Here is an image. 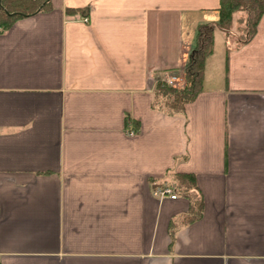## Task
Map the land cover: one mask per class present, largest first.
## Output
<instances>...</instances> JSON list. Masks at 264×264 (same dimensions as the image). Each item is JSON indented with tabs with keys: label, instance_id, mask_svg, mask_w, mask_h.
Listing matches in <instances>:
<instances>
[{
	"label": "crops",
	"instance_id": "0c3cea01",
	"mask_svg": "<svg viewBox=\"0 0 264 264\" xmlns=\"http://www.w3.org/2000/svg\"><path fill=\"white\" fill-rule=\"evenodd\" d=\"M220 3L50 0L0 32V264H264V14L183 114L153 106ZM174 174L198 216L154 194Z\"/></svg>",
	"mask_w": 264,
	"mask_h": 264
},
{
	"label": "trees",
	"instance_id": "16d2710c",
	"mask_svg": "<svg viewBox=\"0 0 264 264\" xmlns=\"http://www.w3.org/2000/svg\"><path fill=\"white\" fill-rule=\"evenodd\" d=\"M49 5L50 0H0V32L9 28L17 19L46 10ZM240 13L245 15L240 17ZM263 14L264 0H221L218 20L201 24L197 29L194 48L184 66L183 87L159 83L155 92L154 108L172 115L183 114L186 104L192 102L202 90L206 59L214 50L215 31L219 29L225 34L228 53L230 44L238 48L250 41ZM167 184L175 187L179 194L190 197L196 216L201 213L200 196L196 192L193 175L174 174Z\"/></svg>",
	"mask_w": 264,
	"mask_h": 264
},
{
	"label": "built area",
	"instance_id": "2783aa9c",
	"mask_svg": "<svg viewBox=\"0 0 264 264\" xmlns=\"http://www.w3.org/2000/svg\"><path fill=\"white\" fill-rule=\"evenodd\" d=\"M85 21H88V18H85ZM167 86L173 87H183L185 80L184 76L180 72H173L168 75V77L163 82ZM130 134H134L135 131H129ZM154 194L158 197L164 198L169 196L172 199L177 197L175 187L169 185H160L154 191Z\"/></svg>",
	"mask_w": 264,
	"mask_h": 264
},
{
	"label": "rangeland",
	"instance_id": "374dc122",
	"mask_svg": "<svg viewBox=\"0 0 264 264\" xmlns=\"http://www.w3.org/2000/svg\"><path fill=\"white\" fill-rule=\"evenodd\" d=\"M245 14L243 13H240L239 16H243ZM214 50H213V54L215 55V58L216 59V64H217V61L220 59V56L222 55V52H223V33L221 30L217 29L215 31V34H214ZM211 68H209V72H210ZM185 80V78H184Z\"/></svg>",
	"mask_w": 264,
	"mask_h": 264
}]
</instances>
